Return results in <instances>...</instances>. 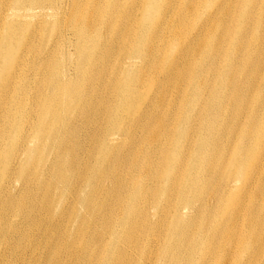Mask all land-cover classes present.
I'll list each match as a JSON object with an SVG mask.
<instances>
[{
	"label": "bare ground",
	"instance_id": "1",
	"mask_svg": "<svg viewBox=\"0 0 264 264\" xmlns=\"http://www.w3.org/2000/svg\"><path fill=\"white\" fill-rule=\"evenodd\" d=\"M262 74L264 0H0V264H264L208 225L264 177Z\"/></svg>",
	"mask_w": 264,
	"mask_h": 264
},
{
	"label": "rangeland",
	"instance_id": "2",
	"mask_svg": "<svg viewBox=\"0 0 264 264\" xmlns=\"http://www.w3.org/2000/svg\"><path fill=\"white\" fill-rule=\"evenodd\" d=\"M34 21L32 22V24ZM53 34H49L47 38H42L40 40L41 46L44 47L46 44L49 46L52 42ZM39 42V38L37 40ZM43 49V48H41ZM262 78H264V74H262ZM262 95L264 96V90L262 92ZM256 98V97H255ZM257 99V98H256ZM256 99L254 101H256ZM248 115H244L240 118V124L244 123L248 119ZM261 123L264 121V113L261 115ZM263 124V123H262ZM243 129L240 127L237 130L232 131H226L225 136L223 138V143L232 138V140L237 142V136H240V132ZM264 137V128H261V130L253 137V141H250L251 144H247L248 148L246 150H249V153H252L250 156V159H247L249 163L246 164L244 167V170L248 165L252 163L255 158L259 156L261 153L264 154V148H261L258 145V141ZM240 142V140H239ZM239 145V144H238ZM240 150L238 148H231L227 145L224 146L223 150V156H225L226 161L230 160L232 157L235 159H238L240 162V166L244 164V156L239 155ZM244 154V150L242 152ZM254 157V158H253ZM229 168V166H228ZM226 170V168H225ZM244 170L241 168L240 171H237L238 174H243ZM227 171H230L229 169ZM231 172V171H230ZM263 173L260 175V180H258L256 183L252 182L247 185L246 187H238L237 189H234L230 192H228L229 198L226 200V198H220L223 199L222 201H229L230 203L237 202L238 206L235 210L232 211L231 214H227L224 217H220L217 214L213 216V221H208V225L210 226V229L221 230L219 227L220 224L224 223L227 228L230 231V234L233 238V240L237 241L241 244H259L260 242H264V195L263 193H259L260 190H264V177L262 178ZM211 180V179H209ZM226 195V197H227ZM206 205L210 206V209L213 208V210L216 209L217 200L214 198H211L210 195L206 196ZM218 209V207H217ZM216 209V210H217ZM223 213V212H222ZM225 214V213H223ZM23 228L22 230H25ZM209 229V230H210ZM208 230V233H209ZM37 233V232H36ZM207 235V233H205ZM8 251L16 254V250L12 246L4 247L0 245V254L8 255ZM12 260H16L15 256L10 257ZM31 259L35 261L42 262L41 259H39V255H34L30 257Z\"/></svg>",
	"mask_w": 264,
	"mask_h": 264
}]
</instances>
